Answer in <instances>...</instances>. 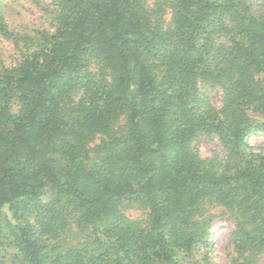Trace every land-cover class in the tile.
I'll return each instance as SVG.
<instances>
[{
	"label": "trees",
	"instance_id": "1",
	"mask_svg": "<svg viewBox=\"0 0 264 264\" xmlns=\"http://www.w3.org/2000/svg\"><path fill=\"white\" fill-rule=\"evenodd\" d=\"M48 1L53 28L19 32L0 0V264H214L206 204L228 264H264V0Z\"/></svg>",
	"mask_w": 264,
	"mask_h": 264
},
{
	"label": "rangeland",
	"instance_id": "2",
	"mask_svg": "<svg viewBox=\"0 0 264 264\" xmlns=\"http://www.w3.org/2000/svg\"><path fill=\"white\" fill-rule=\"evenodd\" d=\"M146 1L150 6L152 0ZM248 1L256 4L257 0ZM47 2L49 1L6 0V19L9 27L19 32H31L36 29L51 30L53 28L50 20L52 7ZM169 16L167 12L164 16L165 23L169 22ZM18 58L17 46L10 40L0 37V60L4 64L9 65L16 63L19 60ZM203 90L213 105H220L221 89L218 86H206ZM11 108L14 112L17 110L15 102L11 104ZM250 115L257 123H264V115L256 113H250ZM249 141L255 150L264 146V138L259 130L250 135ZM195 144L198 146L200 153L204 155L222 153V148L213 135L199 136ZM122 209L128 218L140 221H145L147 218L148 209L143 206L124 203ZM202 214L211 219L209 254L212 256L214 264H228L229 256L232 255L231 233L234 227L232 215L225 208L214 204H206ZM7 252L5 261L9 262L13 258L14 253L12 251ZM261 260H264V255Z\"/></svg>",
	"mask_w": 264,
	"mask_h": 264
}]
</instances>
